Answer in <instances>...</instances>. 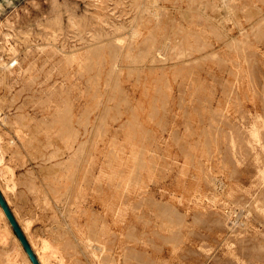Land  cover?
<instances>
[{
	"label": "rangeland",
	"instance_id": "374dc122",
	"mask_svg": "<svg viewBox=\"0 0 264 264\" xmlns=\"http://www.w3.org/2000/svg\"><path fill=\"white\" fill-rule=\"evenodd\" d=\"M0 188L45 264H264V0H0Z\"/></svg>",
	"mask_w": 264,
	"mask_h": 264
},
{
	"label": "water",
	"instance_id": "95a60500",
	"mask_svg": "<svg viewBox=\"0 0 264 264\" xmlns=\"http://www.w3.org/2000/svg\"><path fill=\"white\" fill-rule=\"evenodd\" d=\"M0 204L2 208L4 209L12 227L17 236L19 237L23 247L25 248L27 254L29 255L30 259L34 264H41L35 250L33 249L26 233L24 232L21 224L19 223L17 217L15 216L11 206L9 205L4 193L2 192L0 188Z\"/></svg>",
	"mask_w": 264,
	"mask_h": 264
},
{
	"label": "bare ground",
	"instance_id": "6f19581e",
	"mask_svg": "<svg viewBox=\"0 0 264 264\" xmlns=\"http://www.w3.org/2000/svg\"><path fill=\"white\" fill-rule=\"evenodd\" d=\"M217 3V2H216ZM144 9V8H143ZM206 17V16H205ZM153 54V53H152ZM158 54V53H157ZM159 55V54H158ZM162 57V56H161ZM0 214H1V216L5 219V222L8 224V225H11V223H10V221H9V219H8V217H7V215H6V213H5V211H4V209L2 208V206H1V204H0ZM9 221V222H8ZM123 222V221H122ZM11 227H12V225H11ZM108 228V227H107ZM12 229H13V227H12ZM113 229V228H112ZM14 233H15V231H14ZM15 236H16V238L18 239V241L21 243V241H20V239H19V237L17 236V234L15 233ZM233 243V242H232ZM136 244V243H135ZM148 245V244H147ZM45 246V245H44ZM104 246V245H103ZM48 247H50V246H48ZM20 248H23L24 250H25V248L23 247V245H22V243L20 244ZM234 249V248H233ZM230 250H232V249H230ZM234 251V250H233ZM25 252H26V250H25ZM45 252V251H44ZM37 253V252H36ZM46 253V252H45ZM236 253H238V252H236ZM26 254H27V252H26ZM40 254V253H39ZM38 253H37V255H38V257H39V260H40V262L42 263V264H45L46 263V261L44 260L45 258H43V256H41V255H39ZM237 255V254H236ZM27 256H28V258H29V260H30V264H34L33 262H32V260L30 259V257H29V255L27 254ZM26 257V256H25ZM239 257V256H238ZM27 258V257H26ZM16 260V259H15Z\"/></svg>",
	"mask_w": 264,
	"mask_h": 264
}]
</instances>
